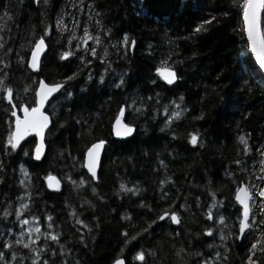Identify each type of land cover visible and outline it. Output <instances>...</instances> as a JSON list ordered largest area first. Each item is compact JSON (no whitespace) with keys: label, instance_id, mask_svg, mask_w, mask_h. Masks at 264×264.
<instances>
[{"label":"trees","instance_id":"trees-1","mask_svg":"<svg viewBox=\"0 0 264 264\" xmlns=\"http://www.w3.org/2000/svg\"><path fill=\"white\" fill-rule=\"evenodd\" d=\"M241 3L242 0H83L81 4V0H50L44 7L24 0L17 7V0H0V12L7 4L15 14L14 22H9L12 30L6 33L10 38L5 49H0V58L4 61L0 64V78L13 88L14 103L33 105L40 77L49 82H64L65 77L78 71L77 78L65 86L71 91V97H64L63 90L53 99L60 100L58 105L52 107L53 101L48 105L53 123L47 134V153L40 162L33 159L35 137L21 142L14 151L7 144L14 117L5 111L10 108L8 102L0 99V164L4 167V172H0L4 178L0 183V213L5 208L12 213L6 219L0 215V242L11 243V251L26 257L24 264H31L27 259L29 250L14 241L22 228L35 223L34 216L39 218L41 232L61 233L60 243L71 250L66 253L68 264L75 260L80 264H112L117 257H124L127 264H141L135 259L136 252L141 250L154 253L148 257L149 264H183L175 255L176 249L183 247L205 254L214 251L206 247L213 242L211 237L197 236L212 226V221L203 215L212 203L209 193L216 192V198L223 200L220 213L226 218L231 214L234 220L235 187L241 181L248 183L249 173L257 171L259 166L255 161L260 157L256 148L264 143V82L243 31ZM73 4L76 6L72 7ZM95 12L102 15L96 16ZM61 15L68 26V31L62 34L55 26ZM89 15L93 16L92 20L88 19ZM96 20L101 21L100 27L96 26ZM205 20L211 23L203 25L202 31H195ZM74 21L79 22L75 25V35L87 25L91 34L101 36L102 45L88 43L97 47L101 56L107 50L106 59L111 62L109 71H104L107 65L98 59L84 66L75 56L66 60L59 58L62 51L75 49L78 43L76 40L68 43ZM45 25L51 26L46 38L48 51L40 71L35 73L26 63L19 62V56L29 58L27 42L38 38ZM105 30H109L107 36ZM33 31L35 35L31 34ZM124 34L129 41H136L127 55H124V46L118 44ZM8 47L12 51L5 54ZM170 52L168 64L180 77L173 85L156 74V68L162 66L161 61ZM173 61L177 63L172 64ZM102 73L104 81L100 83ZM89 74L91 80L87 79ZM121 75L124 83L114 87ZM244 80L248 81L251 92L246 88L241 90ZM180 96L184 97L182 102ZM133 101L135 105L127 107ZM172 101L181 108L186 106L188 111L165 127L164 107L167 106L170 114L174 110ZM122 105L126 106V121L137 130L126 140H116L112 123ZM136 107L141 111H135ZM201 111L205 113L204 119H194ZM189 133H198L203 147L199 143L190 144ZM249 133L252 152L244 155L237 137ZM100 139L107 140V145L97 174L99 179L89 182L90 175L83 166L85 153L91 143ZM25 151L28 155H24ZM237 159L242 161L239 166L233 163ZM161 160L166 167L160 166ZM245 166L248 172L240 170ZM21 167L28 171V178L23 177ZM226 170L234 172L231 179L225 175ZM49 174L61 179L59 191L48 188L44 178ZM166 176L172 178L174 185L163 186L168 198L162 200L160 181ZM66 177L77 183L83 178L86 183L76 187ZM251 179L264 187V180ZM121 183L129 188L139 187L140 191L136 195L125 194L120 191ZM92 187L96 188V194L92 193ZM196 197H199V207ZM19 198L29 205L22 210L20 219H28L30 225H20L16 218ZM173 200L181 217L180 225L165 218L136 240L123 243V232L136 235L146 222L168 209ZM141 202L152 210L141 207ZM181 204H186L187 210L181 209ZM73 211L77 217L70 215ZM254 211H260L259 200ZM49 215L52 229L47 227ZM125 216L131 220L124 219ZM76 218L88 223L92 231L89 233L77 225ZM226 222L231 224L232 220L226 219ZM176 232L180 234L177 236ZM81 233L87 247L80 243ZM24 239L27 242L26 235ZM215 242L219 243L218 238ZM45 243L59 252L58 245L45 241L43 236L37 241V245ZM227 243L231 250L226 264H241L245 249L239 241L233 245L231 238ZM0 251L9 250L0 248ZM54 259L59 262L61 257L57 255ZM189 264H195V259H190Z\"/></svg>","mask_w":264,"mask_h":264},{"label":"snow or ice","instance_id":"snow-or-ice-1","mask_svg":"<svg viewBox=\"0 0 264 264\" xmlns=\"http://www.w3.org/2000/svg\"><path fill=\"white\" fill-rule=\"evenodd\" d=\"M31 2L33 4H36L37 6L42 5L44 7H47L49 5L50 0H31ZM82 3L83 0H81V4ZM23 4L24 0H17L16 6L20 7ZM75 6V4L72 5V7ZM2 8L3 10L2 12H0V49H5L7 40L10 38L6 36V33L11 32L12 30L9 26V22H14L15 14L12 10H10L7 4H4ZM89 8H93V5H89ZM240 8L244 26L243 31L246 34L248 46L250 48L251 53L254 55L255 63L256 65H258L259 72L261 73V81L264 82V20H262V13H264V0H242ZM41 14L43 15V13ZM95 15L101 16L102 14L100 12H95ZM88 19L92 20L93 16L89 15ZM212 19L215 18L213 17ZM41 23H43V21H41ZM78 23V21H74V27L68 37L69 44H71L73 40L78 41L75 46V49L69 48L65 51H62L59 54V58L61 60H66L69 57L75 56L76 59H78L84 66L92 64L93 59H98L102 64L107 65L104 71H109L111 69V62L106 59L108 55L107 50L105 49L104 54L101 56L97 52V47L91 46L88 43L89 41H92L94 45H102L103 41L101 39V36L99 34H91L89 28L87 27V25H85L83 28V35L77 37L75 35V25H77ZM95 23L97 27H100V20H96ZM210 23L211 20L203 21V24L197 26L195 31H202L203 25ZM18 26L19 25L17 24V27ZM55 26L57 31L61 34L65 31H68V26L64 23L63 15L57 17ZM50 30L51 26L45 25L42 30V34L39 35L38 38H36L34 41L29 40L27 42L29 45L28 50L30 55L27 60H25L24 56H19V62L21 64L26 63L27 67L33 71L39 70L42 54L46 53V49L48 47V45L46 44V38L49 37ZM108 33L109 30H105L106 36L108 35ZM31 34L35 35L34 31ZM118 44L124 46V48L126 49L124 55H127V51H130L135 47L136 41H129L128 35L124 34L122 39L118 41ZM21 47H24V45H21ZM112 47L115 48L117 47V45H112ZM149 47H151V45H149ZM11 51L12 48L8 47L6 49L5 54ZM77 52H80L81 54L77 56ZM171 55L172 53L170 52L169 56L161 61L162 66L156 68L157 76H159L168 85H173L180 78L177 75L175 69L172 67V65L168 64V60L171 58ZM87 57H91V59ZM175 63L177 62H172V64ZM0 64H4L2 58H0ZM5 67H7V65H5ZM77 76L78 71L73 72L72 75L65 77L63 83H46L42 79L39 80V88L34 90L35 106H26L23 103L18 105L17 103H14L13 88L11 86L6 85L4 79L0 78V92L3 93V95L0 96V99L6 100L8 102L10 108L6 109L5 111L10 112L11 117H15L14 129L9 132V135L7 137V144L13 151L17 149V147L20 145V142L24 140L26 136L31 133H35L37 137H40V142L36 144L34 158L36 160L41 159V156L44 151V131L49 127L50 123L49 116L42 112L41 109L44 107L45 103L49 101V98L52 97L54 93L59 92L61 89H64L63 95L66 98L71 97L72 93L67 88H65V84L68 81L76 79ZM87 79H92L91 74L87 76ZM103 81L104 74L102 73L99 77V82L103 83ZM123 83V75H121L120 82L114 84L113 86L119 88ZM152 83H155V81H152ZM240 87L241 90L246 88L247 91L251 92V88L248 87L247 80H244ZM24 91H29V88L26 87ZM148 99L151 100L152 97H148ZM201 99L203 100V97ZM179 100L182 102L184 100V97L180 96ZM171 103L174 105V110H172L170 114L167 106L164 107V114L167 116V120L165 121V127H169L174 119L179 120L182 114L188 111L186 106L181 108V105L176 101H172ZM134 105L135 101H133L131 104H128L127 107L132 108ZM17 108H19V110L23 112V117L17 115ZM135 111L139 112L141 111V108L136 107ZM124 112L125 107L121 106L119 108V115L116 118V134L118 136H129L134 131L133 127L121 121L120 117L124 115ZM204 116L205 113L201 111L198 116L194 117V119H204ZM77 123H80V121H77ZM246 136L248 138H246ZM249 138L250 133L242 134L237 137L238 142L243 145L242 152L244 153V155H249L252 152V148L249 145ZM188 142L193 146L199 143V145L203 147V142L202 140H199L198 133H189ZM104 143V140H99L98 142L93 143L89 148H87L86 160L83 166L86 167L88 172L91 174L89 182L98 181L99 179L97 176V168L99 165L100 149L102 148ZM261 149H264V143L260 144L259 147L256 148V152L260 157L258 161H255V163L259 166L257 171L249 173L250 179L248 183L241 181L235 187L233 194L235 204L232 205L236 209V215L234 220L232 219L231 214H229V216L226 218L223 214L220 213L219 209L223 207V200H218L216 198V192L209 193L212 199V203L207 206V210L205 213H203V215L208 221H212V226L204 228L202 233L197 234V236L204 235L211 237L213 242L208 243L206 247L214 251L205 254L204 252L199 250L189 251L183 247L176 249L175 255L180 261L183 262V264H189L190 259H195V264H226V261L228 259L227 253L231 250V246L227 243L230 238L233 242V245L237 241H239L245 249L244 258L241 264H261V258H264V215H261L264 214V187H259L257 184L253 183L251 179L254 178L255 180H264V175H261L264 174V151H262ZM24 155H28V152L25 151ZM159 163L161 167H166L162 160ZM233 163L239 166L242 164V161L237 159L234 160ZM240 170L244 172L249 171L247 166L241 168ZM0 172H4V167L2 164H0ZM21 172L23 173L25 178L29 177L28 171L23 167H21ZM225 175L229 179H231L234 175V172L226 170ZM44 179L47 182V186L49 188L55 189L57 191L60 190L61 181L58 180L55 176L49 174ZM66 180L76 187H79L86 183L83 178H81L78 183L77 181L71 180L70 177H66ZM3 182L4 178L0 176V183ZM232 182L234 184L236 183L235 180H233ZM20 183L23 185L24 180H21ZM169 183L174 185V181L171 177L168 176H166L163 180L160 181L162 190V200H166L168 198V192L163 191V186ZM119 187L120 191L125 194L131 193L132 195H136L140 191L139 187L134 186L132 188H129L126 187V185L123 183H121ZM91 191L93 194H96L97 192L95 187H92ZM30 195V193L25 192V196L30 197ZM19 199H21V203L19 205V208L15 209L16 218L19 221L20 225H30V221L28 219H20L22 210L27 209L29 205L27 202L23 201V198ZM257 200H259L260 204L259 213L253 210L257 204ZM85 203L89 202L85 201ZM196 204L197 207L200 206L199 197H196ZM237 205L238 207H236ZM89 206L91 207L92 205L89 204ZM140 206L147 207L149 211L152 210L151 206L146 205L143 202H141ZM180 208L187 210L186 204H181ZM213 209L216 210L215 215L213 214ZM11 214L12 213H10L7 208L4 209L3 213H0V215H2L5 219ZM70 215H72L73 217H77V213L75 211L71 212ZM123 218L126 220H131V217L129 216H125ZM165 218H168V220L172 224H181V217L178 214V210H175L174 200L172 201V203L169 204L168 209L163 210L161 214L157 215L155 219H152L150 222H146V226L142 227L141 231L136 235L129 236V233L127 231L123 232L121 234L125 238L123 243L128 244L132 240H136L137 236H142L144 233H147L149 229L152 228V225L157 224L158 221L165 220ZM226 219L232 220V223H227ZM32 220L35 223L29 227L22 228L21 231L18 233L19 238L15 239L14 241L16 245H21L24 249L29 250L30 256L27 257V259L31 260V264H68V261L66 259V253H69L71 250L66 249L65 245L60 243L61 233H54L52 231L41 232V227L38 223L39 218L34 216L32 217ZM46 220L49 221L47 225L48 229H52V217L50 215L46 216ZM75 223L77 225H80L82 229H87L89 233L92 231L89 224L86 223L84 220L76 218ZM228 228L235 229V231L230 230L225 232L224 229ZM77 231L79 232L80 229H77ZM8 232L11 233L12 229H8ZM179 234V232L175 233V235L177 236ZM25 235L27 236V242H25L24 239ZM42 236L45 241H51L52 243L58 245L59 252H57L56 248L51 247L47 243L43 245H37V241H40ZM217 238L219 240V243L215 242ZM79 240L81 244H84V246L87 247V244H85L84 242V235L82 233L79 236ZM0 248L9 250L8 252L0 251V264H14V262H17V264H24V260L26 259V257L18 256L16 252L11 251V243L0 242ZM220 249H223V251H221ZM121 252H123V248L121 249ZM57 255L61 257L59 262L54 259L55 257H57ZM153 255L154 253L151 251L145 252L141 250L136 252L135 259L137 261H140L141 264H149L148 257H151ZM185 257H188L189 259H185ZM73 264H80V261L75 260ZM113 264H125V259L117 257L113 260Z\"/></svg>","mask_w":264,"mask_h":264},{"label":"water","instance_id":"water-1","mask_svg":"<svg viewBox=\"0 0 264 264\" xmlns=\"http://www.w3.org/2000/svg\"><path fill=\"white\" fill-rule=\"evenodd\" d=\"M263 15H264V13H262V19H263ZM245 36H246V34H245ZM246 40H247V37H246ZM46 44H47V41H46ZM47 45H48V44H47ZM248 47H249V46H248ZM249 50H250V48H249ZM47 51H48V47H47V49H46V53H47ZM250 52H251V51H250ZM46 53L42 54V57H41V63H40V68H39V70H38V71H33V70H32L33 72L38 73V72L40 71L41 66H42V63H43V59H44ZM29 55H30V54H29ZM252 55H253V54H252ZM253 56H254V55H253ZM41 79L44 80L46 83H53V82H49V81H48L47 79H45L44 77H40V78H39V80H41ZM39 80H38V81H39ZM58 83H63V82H58ZM65 86H66V84H65ZM38 88H39V84H38V82H37L36 89H38ZM63 90H64V89H61L59 92L54 93L53 96L49 98V101H47V102L45 103L44 107L41 109L42 112H44L46 115L49 116V120H50L49 127H48L47 129H45V131H44V137H43L44 151H43V154H42V156H41V159H40V160H36V159L34 158V157H35L36 144H38V143L40 142V137H37V136L35 135V133H31V134H29L28 136H26L24 140L21 141V142H24L25 140L29 139L30 137H35V139H36V143H35V146H34V148H33V158H34V160H35L36 162H40V161H42V160L44 159L46 153H47V141H46V139H47L48 131L50 130V128H51V126H52V123H53L52 115L49 113V111H48V109H47V108H48V104H49V102H50L52 99H54V98H55L58 94H60ZM13 102H14V101H13ZM31 106H35V104H33V105H31ZM122 106L125 107V112H124V115L120 117V119H121V121H122L123 123H127V124H129V123L126 121V106H125V105H122ZM17 115L23 117V112L20 111L19 108H17ZM118 115H119V111H118V113H117V116H118ZM117 116L114 118L113 123H112V133H113V137H114L116 140H126V139H128V138L134 136L135 133H136V130H137V129H136V126H134V125H132V124H129V125H130L131 127H133V129H134V131L132 132L131 135H129V136H118V135L116 134V130H117L116 118H117ZM14 121H15V117H14ZM13 129H14V122H13ZM100 140H104L105 143H104V145L102 146V148L100 149V157H99V165H98V168H97V174H98L99 171H100V168H101V165H102L103 156H104V152H105L106 145H107V140H105V139H100ZM98 141H99V140L94 141L93 143H96V142H98ZM21 142H20V143H21ZM93 143H91L90 146H91ZM90 146H89V147H90ZM89 147H88V148H89ZM86 155H87V150H86L85 157H84V163H85V160H86ZM85 169H86V171L88 172V170H87L86 167H85ZM88 174H90V173L88 172ZM51 175L55 176L58 180L61 181V179L59 178L58 175H56V174H51ZM90 175H91V174H90ZM46 184H47V182H46ZM61 186H62V181H61L60 188H61ZM48 188H49V187H48ZM50 189H52V188H50ZM52 190H55V189H52ZM121 258H124V257H121ZM124 259H125V258H124ZM112 264H113V263H112ZM125 264H127L126 259H125Z\"/></svg>","mask_w":264,"mask_h":264},{"label":"rangeland","instance_id":"rangeland-1","mask_svg":"<svg viewBox=\"0 0 264 264\" xmlns=\"http://www.w3.org/2000/svg\"><path fill=\"white\" fill-rule=\"evenodd\" d=\"M83 35V31L81 30V31H79L77 34H76V36L77 37H79V36H82ZM78 42V41H77ZM90 42H92V41H89V43ZM65 97V96H64ZM53 101V99L49 102V105H50V103ZM60 100H54L53 102H52V107H56L58 104V102H59ZM90 175V174H89ZM23 177H24V175H23ZM25 178V177H24ZM254 210V209H253Z\"/></svg>","mask_w":264,"mask_h":264},{"label":"bare ground","instance_id":"bare-ground-1","mask_svg":"<svg viewBox=\"0 0 264 264\" xmlns=\"http://www.w3.org/2000/svg\"><path fill=\"white\" fill-rule=\"evenodd\" d=\"M34 159V158H33ZM85 168V167H84ZM86 170V169H85Z\"/></svg>","mask_w":264,"mask_h":264}]
</instances>
